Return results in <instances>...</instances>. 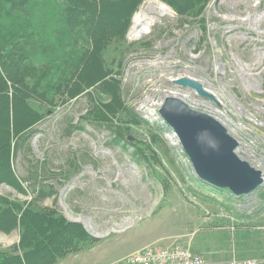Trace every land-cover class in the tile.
<instances>
[{
	"label": "rangeland",
	"instance_id": "obj_1",
	"mask_svg": "<svg viewBox=\"0 0 264 264\" xmlns=\"http://www.w3.org/2000/svg\"><path fill=\"white\" fill-rule=\"evenodd\" d=\"M147 1L172 15L133 38V17ZM142 4L126 34L133 47L122 41L119 55L103 56L114 67L104 82L78 92L80 86L68 85L53 104L32 93L30 106L40 117L11 140L9 162L24 193L0 184V197L25 206L36 200L54 218L80 227L54 236L31 264H110L155 245L186 246L215 262L264 256L258 190L235 200L207 189L157 112L138 108L175 88L170 82L177 75L206 81L241 149L257 153L264 166V0H208L201 21L189 23L160 0ZM113 101L122 103L118 114L96 113ZM13 124L10 117V129ZM117 134H129L132 144ZM42 188L51 193L35 199ZM0 238V250L20 255L18 228L0 231Z\"/></svg>",
	"mask_w": 264,
	"mask_h": 264
},
{
	"label": "trees",
	"instance_id": "obj_2",
	"mask_svg": "<svg viewBox=\"0 0 264 264\" xmlns=\"http://www.w3.org/2000/svg\"><path fill=\"white\" fill-rule=\"evenodd\" d=\"M144 1L0 0V184L24 193L10 166V143L14 135L40 117L30 106L32 93L53 104L68 85L80 86L78 92L103 83L114 68L112 63L106 64L103 56L111 52L119 55L118 46L122 41L128 48L133 47L127 43L126 34L133 15ZM160 1L172 6L177 16L188 23L189 20L200 22L198 19L208 3V0ZM67 89L69 93L73 91ZM103 90L109 93L110 88ZM121 104L113 101L107 107L100 105L96 113L114 116ZM10 117L14 122L12 129ZM117 139H122L126 145L132 144L129 134L121 137L117 134ZM140 153L146 162L151 161L137 149V154ZM205 187L224 194V191ZM42 189L35 199L51 193ZM258 196L264 201L262 190H258ZM0 200V231L18 228L21 237L20 255L0 250V264H31L34 257L43 254V248L54 236L65 234L69 228L80 230L61 217L54 218L55 214L38 207L36 200L27 206L7 197ZM80 232L79 236L87 238ZM82 247L75 246L76 251ZM59 253L64 254V250L60 249Z\"/></svg>",
	"mask_w": 264,
	"mask_h": 264
},
{
	"label": "water",
	"instance_id": "obj_3",
	"mask_svg": "<svg viewBox=\"0 0 264 264\" xmlns=\"http://www.w3.org/2000/svg\"><path fill=\"white\" fill-rule=\"evenodd\" d=\"M173 85L218 105L197 80L184 77L173 81ZM158 115L175 133L200 184L226 191L233 199L248 198L264 186L262 172L238 157V141L219 121L171 96L164 99Z\"/></svg>",
	"mask_w": 264,
	"mask_h": 264
},
{
	"label": "built area",
	"instance_id": "obj_4",
	"mask_svg": "<svg viewBox=\"0 0 264 264\" xmlns=\"http://www.w3.org/2000/svg\"><path fill=\"white\" fill-rule=\"evenodd\" d=\"M184 77L194 79L200 82L205 91L213 94L215 98L217 99V101L219 100L218 105H216L215 103L211 101H208V100H205L199 97L198 95H196V93H194L191 90H188L186 88H180V87L177 88L176 86L173 85V81L180 79V78H184ZM157 82L159 81H155V80L152 81L151 86L153 83L157 84ZM205 82L199 79L193 78V77L177 75L176 78L172 79L170 82V85L174 86L175 88H170L169 91L163 89L162 90V92L164 93L163 94L164 97L162 96L163 98H161L160 95L155 94L157 95V99L154 100L155 97L154 95H152L151 98L153 99V102L146 101L148 102V104L139 105L138 108L140 111L146 112V113L148 112L149 114L154 113L153 111H156L157 112L156 115H158V111L161 108L165 97L171 96V97H177L181 99L191 109L199 111L219 121L227 129L228 133L231 134V136L234 137L238 141L239 145H238V148H236V154L238 155V157L240 158L242 155H246L245 161H247L253 168L260 170L263 174L264 166H262L258 158L255 157L257 153L255 152L246 153L241 149V142L239 141L238 138H236V136H233V130H230L227 126V123L231 125V122L221 109V106L223 105L221 100L212 90L206 87ZM192 92H193V96L191 95ZM149 97L150 96H147L146 98L149 99ZM158 118H160V116ZM170 132H171V135H168V136L173 138L174 143L177 144L179 147H181L174 132L173 131H170ZM262 179L264 181V175L262 176ZM110 264H264V256L260 259L246 258V259H231V260H226L222 262H215V261H210V260L205 259L203 256H201L198 253L193 252L189 247H186V246L175 245V246L163 247L160 245H155L152 247H146L142 249L141 251L130 254L127 257L111 262Z\"/></svg>",
	"mask_w": 264,
	"mask_h": 264
},
{
	"label": "bare ground",
	"instance_id": "obj_5",
	"mask_svg": "<svg viewBox=\"0 0 264 264\" xmlns=\"http://www.w3.org/2000/svg\"><path fill=\"white\" fill-rule=\"evenodd\" d=\"M171 15V10L162 3L154 1H147L143 3L140 7V11L136 13L133 17V25L130 29V36L133 38H140L144 36L155 22L160 21L161 19L169 17ZM82 221L84 223L88 222L86 218L82 219Z\"/></svg>",
	"mask_w": 264,
	"mask_h": 264
}]
</instances>
